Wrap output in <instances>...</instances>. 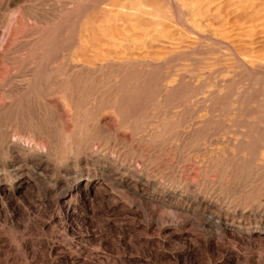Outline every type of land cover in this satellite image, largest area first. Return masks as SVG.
Returning a JSON list of instances; mask_svg holds the SVG:
<instances>
[{
	"label": "rangeland",
	"instance_id": "374dc122",
	"mask_svg": "<svg viewBox=\"0 0 264 264\" xmlns=\"http://www.w3.org/2000/svg\"><path fill=\"white\" fill-rule=\"evenodd\" d=\"M18 93L0 264H264V0H0Z\"/></svg>",
	"mask_w": 264,
	"mask_h": 264
},
{
	"label": "bare ground",
	"instance_id": "6f19581e",
	"mask_svg": "<svg viewBox=\"0 0 264 264\" xmlns=\"http://www.w3.org/2000/svg\"><path fill=\"white\" fill-rule=\"evenodd\" d=\"M141 4V3H140ZM121 6V5H120ZM194 6V5H193ZM196 6V5H195ZM111 7V6H110ZM120 8V7H119ZM131 8V7H130ZM133 8V6H132ZM131 8V9H132ZM139 8V7H138ZM117 9V8H116ZM130 9V10H131ZM141 9V8H140ZM190 10V9H189ZM118 11V10H117ZM137 11H140V10H137ZM135 12V11H134ZM130 13V12H128ZM137 13V12H136ZM126 14V13H125ZM197 17V16H195ZM192 19V18H191ZM194 19V18H193ZM196 20V19H195ZM194 21V20H193ZM193 23V22H192ZM144 29V28H143ZM147 30V28H146ZM67 74V73H66ZM67 76V75H66ZM67 82V81H66ZM72 82V81H71ZM52 83V82H51ZM59 83V82H58ZM64 84V83H63ZM61 86V85H60ZM67 86V85H66ZM65 88V87H64ZM63 93V92H62ZM20 94V93H18ZM22 94V93H21ZM20 94V95H21ZM67 95V94H66ZM19 96V95H18ZM32 99V98H31ZM66 99V98H65ZM69 99V98H68ZM77 99V98H76ZM61 100H63L64 102V98L62 97ZM25 100H23V96L21 95V97H15V99L13 98H10L8 95H0V120L3 118V116L5 114H8V113H12V112H16L20 109V105L22 102H24ZM38 101V100H37ZM48 102V101H47ZM70 102V101H69ZM67 102V103H69ZM49 103V102H48ZM47 103V104H48ZM66 103V101H65ZM46 105V104H45ZM44 105V106H45ZM66 105V104H65ZM68 105V104H67ZM66 105V106H67ZM33 107V106H32ZM49 107V105H48ZM24 132V131H23ZM26 133V132H25ZM16 134V133H15ZM14 136V135H13ZM16 136V135H15ZM30 137V136H29ZM19 143V142H18ZM18 143H12L11 145L8 146V154H10V157L11 158H14L16 155H20L22 154L23 152H28L27 149L23 146H21L20 144ZM41 145V144H40ZM39 145V146H40ZM41 149H44L45 146H40ZM43 155V154H42ZM42 155H38L40 158H41V163L38 165L37 168H35L34 170V173H44L46 171H48L49 169H51L52 167V164H51V161L46 157V156H42ZM17 174H19L21 177H18L19 179H22V176L27 172L26 171V168H18L17 169Z\"/></svg>",
	"mask_w": 264,
	"mask_h": 264
}]
</instances>
